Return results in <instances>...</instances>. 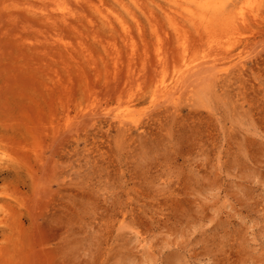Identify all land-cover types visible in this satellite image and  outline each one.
<instances>
[{
	"label": "rangeland",
	"instance_id": "1",
	"mask_svg": "<svg viewBox=\"0 0 264 264\" xmlns=\"http://www.w3.org/2000/svg\"><path fill=\"white\" fill-rule=\"evenodd\" d=\"M217 1L0 0V264H264V0Z\"/></svg>",
	"mask_w": 264,
	"mask_h": 264
},
{
	"label": "bare ground",
	"instance_id": "2",
	"mask_svg": "<svg viewBox=\"0 0 264 264\" xmlns=\"http://www.w3.org/2000/svg\"><path fill=\"white\" fill-rule=\"evenodd\" d=\"M66 2V1H65ZM61 4V3H60ZM79 4H81V3H79ZM77 5V4H76ZM126 5V4H125ZM70 6V5H69ZM78 6V5H77ZM76 6V7H77ZM161 6V5H160ZM79 9V8H78ZM101 9V8H100ZM165 9V8H164ZM67 10V9H66ZM65 10V11H66ZM131 10V9H130ZM226 10H227V5H226V3L224 2V1H221V0H218L216 3H215V5H213V6H211V7H209V4H204L203 5V7H202V9H201V12H200V14L198 15V17L200 18V20L201 21H203V22H205L204 20L205 19H211L212 21L215 19V18H218L219 17V15L220 14H223L224 12H226ZM64 11V12H65ZM68 11H69V9H68ZM70 12V11H69ZM71 12H72V10H71ZM81 12V11H80ZM190 13L189 14H192V15H194V12H192V10L191 11H189ZM63 13V12H62ZM78 13V12H77ZM61 14V13H60ZM64 14V13H63ZM60 16V15H59ZM79 16V15H78ZM63 17V20H65V22H66V17L67 16H62ZM73 18V17H72ZM110 18V17H109ZM223 18V17H222ZM225 18V17H224ZM251 18V17H250ZM256 18V17H255ZM46 19H48V20H53V17H51V16H49L48 18H47V16H46ZM257 19V18H256ZM48 20H45V21H48ZM152 20V19H151ZM54 21V20H53ZM56 21V20H55ZM93 21V20H92ZM106 21V20H105ZM104 21V22H105ZM108 21V20H107ZM155 21V20H154ZM196 21V20H195ZM49 22V21H48ZM54 23H56V22H54ZM110 23V24H109ZM108 24H109V26H110V28H112L113 27V23H111V22H109ZM153 23V22H152ZM195 23V22H194ZM53 24V23H52ZM60 24H62V23H60ZM70 24H72L71 22H70ZM57 25V24H56ZM73 25V24H72ZM76 25V24H75ZM86 25V24H85ZM141 25V24H140ZM153 25V24H152ZM74 26V25H73ZM72 26V27H73ZM105 26V25H104ZM89 27H90V25H89ZM106 27V26H105ZM123 27V30L126 32L127 30H126V28H127V26L125 27V26H122ZM138 27V26H137ZM78 28V27H77ZM93 28V27H92ZM129 28V27H128ZM73 29H74V27H73ZM209 29V28H208ZM58 30H60V28L58 29ZM79 30H80V28H79ZM85 31V30H84ZM52 32H54V31H52ZM158 32V31H157ZM212 32V31H211ZM48 33H49V31H48ZM57 33V32H56ZM81 33V32H80ZM88 33V32H87ZM207 33V32H206ZM128 34V33H127ZM130 34V33H129ZM190 34V33H189ZM88 35V34H87ZM98 35V34H97ZM101 35V34H100ZM99 35V36H100ZM158 35H159V33H158ZM190 35H192V34H190ZM189 35V36H190ZM56 36V35H55ZM123 36V35H122ZM132 36V35H131ZM188 36V37H189ZM214 36V35H213ZM53 38V37H52ZM55 38V37H54ZM66 38V37H65ZM125 38V37H124ZM132 38V37H131ZM193 38H195V37H193ZM214 38V37H213ZM42 39V38H41ZM49 39V38H48ZM80 39V38H79ZM82 39V38H81ZM101 39V38H100ZM198 39V38H197ZM203 39V38H202ZM216 39V38H215ZM58 40V39H57ZM108 40V39H107ZM115 40V39H114ZM130 40V39H129ZM158 40V39H157ZM161 40V39H160ZM163 40V39H162ZM167 40V39H166ZM188 40V39H187ZM43 41H45V40H43ZM54 41V40H53ZM164 41V40H163ZM181 41V40H180ZM198 41V40H197ZM102 42H104V41H102ZM168 42V41H167ZM170 42V41H169ZM195 42V41H194ZM46 43V42H45ZM53 43V42H52ZM56 43V42H55ZM60 43H62L61 41H60ZM85 43V42H84ZM151 43H153V42H151ZM192 43V42H191ZM50 44H51V42H50ZM70 44H72V43H70ZM83 44V43H82ZM105 44V43H104ZM147 44V43H146ZM145 44V46H147ZM87 45V44H86ZM108 45V44H107ZM154 45V44H153ZM152 44H151V46H153ZM161 45H164V44H161ZM167 45H169V44H167ZM49 46V45H48ZM135 46V45H134ZM216 46V45H215ZM128 47V46H127ZM155 47H156V45H155ZM185 47V46H184ZM213 47V46H212ZM82 48H84V47H82ZM130 48V47H129ZM135 48V47H134ZM137 48V47H136ZM135 48V49H136ZM147 48H148V46H147ZM153 48V47H152ZM160 48H161V46H160ZM186 48V47H185ZM109 49V48H108ZM146 49V48H145ZM165 49V48H164ZM178 49V48H177ZM66 50V49H65ZM92 50V49H91ZM110 50V49H109ZM120 50V49H119ZM148 50V49H147ZM160 50V49H159ZM212 50V49H211ZM216 50V49H215ZM53 51V50H52ZM177 51V50H176ZM54 52V51H53ZM85 52V51H84ZM87 52V51H86ZM109 52V51H108ZM110 52H112V51H110ZM115 52V51H114ZM119 52V51H118ZM121 52V51H120ZM133 52H134V50H133ZM136 52V51H135ZM150 52V51H149ZM161 52V51H160ZM166 52V51H165ZM210 52V51H209ZM67 53V52H66ZM113 53V52H112ZM146 53V52H145ZM61 54V53H60ZM59 54V55H60ZM69 54V53H68ZM91 54V53H90ZM159 54V53H158ZM160 54H162V53H160ZM172 55H173V53H171ZM174 54H177V53H175L174 52ZM217 54V53H216ZM215 54V55H216ZM71 55V54H70ZM114 55V54H113ZM122 55V54H121ZM131 55V54H130ZM147 55H149L148 57H150V53L149 54H147ZM168 55V54H167ZM171 55V56H172ZM63 56V55H62ZM68 56V55H67ZM87 56H88V54H87ZM94 56V55H93ZM132 56V55H131ZM131 56H130V58L129 59H127L128 61L130 60V59H132L131 58ZM176 56L177 55H175V57L174 58H176ZM70 57V56H69ZM73 57V56H72ZM134 57V56H133ZM147 57V56H146ZM148 57H147V61L149 62V59H148ZM173 57V56H172ZM187 57V56H186ZM185 57V55H184V58L185 59H187ZM93 58V57H92ZM103 58V57H102ZM154 58H155V56H154ZM161 58H162V56H161ZM157 59L158 61H157V66L158 67H160L159 69H161V68H163V65L164 64H166V66H168L167 64V62L166 63H164V61L162 60V59ZM164 58V57H163ZM166 58H167V56H166ZM215 58V57H214ZM226 58H228V57H226ZM59 59H60V57H59ZM111 59V61H112V58H110ZM119 59V58H118ZM117 59V60H118ZM53 60V59H52ZM56 60H57V57H56ZM87 60V59H86ZM164 60H165V58H164ZM205 60V59H204ZM167 61V60H166ZM90 62V61H89ZM106 62V61H105ZM119 62V61H118ZM118 62H116V63H118ZM155 62H156V60H155ZM183 62H184V64H183V68H181V69H179V70H177V80L175 81V83L177 82V84H176V86H181V85H184L186 82H187V84H188V82H190V81H192L193 82V79H195V81H198V77L199 76H201V77H204L205 75L204 74H207L208 75V72H209V74H210V70L212 69V71L215 69V65H213V63H212V65L209 63V61H207V62H205L204 64L203 63H201V64H199V63H196V64H193V65H190V64H187L186 63V61L185 60H183ZM212 62V61H211ZM214 62V61H213ZM217 62V61H216ZM132 63V62H131ZM135 63H136V60H135ZM144 65L146 66V64H145V60H144ZM164 63V64H163ZM208 63H209V65H208ZM49 64V63H48ZM47 64V65H48ZM97 64V63H96ZM92 65V64H91ZM112 65V64H111ZM117 65V64H116ZM130 65V64H129ZM134 65V64H133ZM93 66H95V65H93ZM106 66V65H105ZM155 66V65H154ZM157 66H156V68H157ZM162 66V67H161ZM165 65H164V67H166ZM51 67V66H50ZM112 67V66H111ZM114 67V66H113ZM133 67V66H132ZM176 67V66H175ZM99 68V67H98ZM110 68V67H109ZM115 68V67H114ZM149 68V67H148ZM155 68V69H156ZM166 68H168V67H166ZM47 69V68H46ZM106 69V68H105ZM112 69V68H111ZM116 69V68H115ZM220 69V68H219ZM51 70V69H50ZM99 70V69H98ZM117 70V69H116ZM120 70V69H119ZM118 70V71H119ZM151 70V69H150ZM121 71V70H120ZM155 71V70H154ZM159 71H161V70H159ZM158 71V72H159ZM162 71H167V70H162ZM161 71V72H162ZM97 72H99V71H97ZM108 72V71H107ZM131 72V71H130ZM134 72V71H133ZM157 72V73H158ZM46 73V72H45ZM109 73H111L110 71H109ZM144 73V72H143ZM165 72H163V73H160L159 75H158V79L159 80H161L160 82H162V83H164V81H165V79L164 78H166V76H164L165 74H164ZM49 74V73H48ZM99 74V73H98ZM107 74V73H106ZM138 74V73H137ZM161 74H164V75H161ZM214 74V73H213ZM236 74V73H235ZM130 75V74H129ZM154 75V74H153ZM216 75V74H215ZM45 76H46V74H45ZM109 76V75H108ZM159 76H161L162 78H159ZM210 76H212V77H214V75H211L210 74ZM209 75H208V77H210ZM116 77V76H115ZM155 77H156V75H155ZM197 77V78H196ZM216 77H219V76H216ZM221 77V76H220ZM129 78V77H128ZM128 78H127V80H128ZM135 78V77H134ZM54 79V78H53ZM116 79V78H115ZM173 79V78H172ZM205 79H207L206 78V76H205ZM220 79V78H219ZM222 79V78H221ZM57 80V79H56ZM59 81H60V79H58ZM108 80V79H107ZM117 80H119L118 78H117ZM116 80V81H117ZM121 80V79H120ZM126 80V81H127ZM175 80V79H174ZM215 80V79H214ZM99 81V80H98ZM106 81V80H105ZM125 81V80H124ZM129 81V80H128ZM200 81H202V79H200ZM200 81H198V82H200ZM204 81V80H203ZM209 81H211L210 79H209ZM213 81V80H212ZM215 81H217V79L215 80ZM54 82V81H53ZM110 82H111V80H110ZM106 83H107V81H106ZM161 83V84H162ZM174 82H173V84H175ZM196 83V82H195ZM201 83H203V82H201ZM201 83H199V84H201ZM208 83V82H207ZM211 83V86L213 85V83L212 82H210ZM215 83V82H214ZM62 84H63V81H62ZM131 84V83H130ZM160 83H159V85H161ZM187 84H186V86L185 87H187ZM190 84V83H189ZM209 84V83H208ZM216 84V83H215ZM215 84H214V86H215ZM54 85V84H53ZM58 85H60V84H58ZM66 85V84H65ZM107 85V84H106ZM129 85V84H128ZM191 85H192V83H191ZM193 85H195L194 83H193ZM197 85H198V83H197ZM204 85H206V84H204ZM217 85V84H216ZM62 86V85H61ZM87 86H89V85H87ZM125 86V85H124ZM162 86V85H161ZM161 86H158V88L159 87H161ZM166 86H167V83H165V88H166ZM173 85H171V86H167V88L166 89H168V90H166V93L165 94H167V95H173V92H174V87H172ZM175 86V85H174ZM175 86V87H176ZM200 85H198V87H199ZM210 85H208V87H209ZM210 86V87H211ZM172 87V88H171ZM183 87V86H182ZM192 87V86H191ZM221 87H222V85H221ZM93 88V87H92ZM95 88V87H94ZM108 88V87H107ZM133 88V87H132ZM131 88V89H132ZM163 88V87H162ZM187 88H190V86L189 87H187ZM194 88V87H193ZM197 88V87H196ZM203 88H204V86H203ZM215 88V87H214ZM223 88V87H222ZM83 89H84V87H83ZM96 89V88H95ZM135 89V88H134ZM224 89V88H223ZM94 90V89H93ZM98 90V89H97ZM157 90V89H156ZM164 90V89H163ZM188 90V89H187ZM210 90V89H209ZM85 91V90H84ZM91 91V90H90ZM90 91H88V93L90 92ZM129 90H127V92H128ZM133 91V90H132ZM162 91V90H161ZM177 91V90H176ZM195 91V90H194ZM198 91V90H197ZM196 91V92H197ZM207 91V90H206ZM219 91H221V90H219ZM92 92V91H91ZM94 92V91H93ZM92 92V93H93ZM121 92V91H120ZM158 92V91H157ZM181 92H182V90H181ZM201 92V91H200ZM200 92H198V93H200ZM211 92V91H210ZM223 92V91H222ZM87 93V94H88ZM100 93V92H99ZM178 93V92H177ZM89 94H91V93H89ZM157 94V93H156ZM159 94H161L162 95V92H159ZM164 94V93H163ZM164 94V95H165ZM202 94V93H201ZM96 95V94H95ZM120 95V94H119ZM174 95H176V94H174ZM123 96V95H122ZM156 96V95H155ZM201 96V95H200ZM199 96V97H200ZM202 96H204V95H202ZM86 97H87V95H86ZM90 98L92 97V94H91V96H89ZM89 97H87V98H89ZM156 97H158V96H156ZM156 97H154V99H156ZM164 98H165V96H163ZM171 97V96H170ZM189 97H190V95H189ZM192 97V96H191ZM194 97V96H193ZM97 98V97H96ZM163 98V99H164ZM167 98V97H166ZM201 98V97H200ZM95 99V98H94ZM125 99V98H124ZM128 99V98H127ZM168 99V98H167ZM170 99V98H169ZM168 99V100H169ZM182 99V98H181ZM129 100V99H128ZM127 101V100H126ZM154 101V100H153ZM171 101V100H170ZM170 101H168V102H170ZM175 101V100H174ZM179 101V100H178ZM124 104V103H123ZM174 104V103H173ZM165 105V104H164ZM169 106V105H168ZM174 106H176V105H174ZM173 106V107H174ZM168 108V107H167ZM171 108H172V106H171ZM132 111V110H131ZM170 111V110H169ZM175 111V110H174ZM174 111L172 112V113H174ZM135 112V111H134ZM166 112V111H165ZM164 112V113H165ZM170 113H171V111H170ZM176 113V112H175ZM126 114V113H125ZM168 115V114H167ZM114 116V115H113ZM130 116H132V115H130ZM169 116V115H168ZM177 116V115H176ZM179 116V115H178ZM172 117H173V115H172ZM121 118V117H120ZM133 118V117H132ZM128 119V118H127ZM122 120V119H121ZM123 122V121H122ZM126 122H127V120H126ZM125 123V122H124ZM123 123V124H124ZM141 124V123H140ZM122 125V124H121ZM126 125V124H125ZM128 125V124H127ZM130 126H131V124H130ZM134 128V127H133ZM123 129V128H122ZM119 130V129H118ZM121 130V129H120ZM125 130V129H124ZM128 130V129H127ZM129 133V132H128ZM128 135V134H127ZM129 139V138H128ZM174 264V263H173Z\"/></svg>",
	"mask_w": 264,
	"mask_h": 264
}]
</instances>
